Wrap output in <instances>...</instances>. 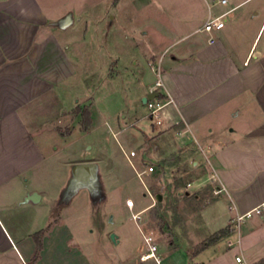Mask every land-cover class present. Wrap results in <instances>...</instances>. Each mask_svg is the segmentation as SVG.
Listing matches in <instances>:
<instances>
[{
    "label": "crops",
    "instance_id": "obj_1",
    "mask_svg": "<svg viewBox=\"0 0 264 264\" xmlns=\"http://www.w3.org/2000/svg\"><path fill=\"white\" fill-rule=\"evenodd\" d=\"M184 1L187 11L141 55L138 38L148 30L136 26L137 13L154 0H0V264H103L93 259L90 221L83 232L71 223L94 207L91 186L79 182L89 178L77 176L75 167L91 164L99 149L123 148L117 134L128 123L136 125L130 138L142 155L151 150L153 160L177 152L180 162H191L187 190L201 203L199 219L194 234L177 243L147 235L142 215L133 218L140 239L122 230L113 241L108 229L105 248L115 252L106 264L264 258V0ZM222 15L224 28L204 30L208 19ZM142 56L151 73L135 70ZM157 79L172 99L160 124L151 121L145 100ZM129 83L131 106L114 114L101 108L111 87ZM81 103L96 108L93 127L61 133V119ZM76 139L93 152H70ZM106 180L101 177L103 188ZM215 187L222 191L215 194ZM82 191L88 203L85 197L73 203ZM147 194V205L133 198L139 214L152 206ZM120 202L128 208L125 198ZM257 207L261 214L235 227L237 214ZM151 245L156 257L144 258Z\"/></svg>",
    "mask_w": 264,
    "mask_h": 264
},
{
    "label": "rangeland",
    "instance_id": "obj_2",
    "mask_svg": "<svg viewBox=\"0 0 264 264\" xmlns=\"http://www.w3.org/2000/svg\"><path fill=\"white\" fill-rule=\"evenodd\" d=\"M187 9L184 0H154L153 4L141 7L137 13L136 26L138 28L144 27L148 30V33L138 38L137 45L139 52H141L140 54L142 55L143 52L147 54L152 49V45L157 42L158 33L165 32L166 26L170 27L171 21L176 16H181ZM139 59L140 63L135 66V70L139 73H151V67L145 58L142 56ZM124 88L119 85L116 88L115 86L111 87L106 98L99 100L101 108L109 110L110 114H114L121 106H131L133 83L127 84ZM141 108L142 113L145 114L147 108L144 106H141ZM94 110L96 108H93L92 104H79L75 111H72L73 115L67 120L61 119L59 123L61 133L72 131L73 128H76L77 131L79 129L81 132L91 130L95 120ZM87 123L90 124L85 129ZM145 125L147 131L150 132V127L147 124ZM135 126L132 123L124 124L121 132L117 134L123 136L124 147L118 146L112 150L113 153L111 154H108L110 149H99L97 158L94 160L93 158L90 159V163L96 166L95 173L86 181H79L91 186V199L92 204H94L93 214H89L88 211L87 213H82L84 215L81 219L82 221L74 217L71 223L77 231L81 230L83 232L87 229L85 226L90 221V228L94 229L96 237V241L94 240L90 244L93 249L92 254L95 256H93V259L95 261L101 260L103 264H106V262L112 263L111 257L115 252V246H111L108 249L105 248V238L108 237V229L111 231L110 237L112 234L118 235L122 233V230L130 232L137 239L141 237L134 226L132 217L133 213H139L138 204H135L133 211H131L129 208L122 207L121 198H125V202L133 198L138 199L144 205H147L150 200L147 193L148 190L151 191L152 206L145 212L140 213V215L143 216V227L146 234L151 235L157 242L177 243L185 234H194L198 224V208L201 203L194 199V190H187L191 171L194 169L193 165L191 162H180V156L177 152L169 157L166 156L167 158L157 157L153 160L151 158V150L142 155L138 149L137 139L130 138L136 131ZM111 135L110 137L116 136L114 133ZM76 140L70 144V152H76L77 156H80V154L86 156L93 152L91 149H84L81 140ZM160 147L162 149L164 146ZM145 151L147 150L145 149ZM161 152L162 154H159H165L164 150ZM149 166H153L154 170L149 171ZM185 171H190V174L188 176L183 175ZM104 175L107 177L106 186L104 184L105 188H103L101 181V177ZM143 181L144 185L148 186L146 192ZM105 189L108 194L107 199L105 197ZM205 190L208 195H213L210 184L205 186ZM179 192H182L183 195L180 196ZM187 192L191 193L192 196H185ZM144 193L147 196H144ZM157 193L162 194L163 198L161 201H158ZM127 194H130L132 198L126 196ZM83 197L86 198V203H88L87 191H82L73 200V203L79 204ZM85 218L86 221L84 220ZM123 247H125L124 242L119 244V250ZM144 250L146 252L145 248Z\"/></svg>",
    "mask_w": 264,
    "mask_h": 264
},
{
    "label": "built area",
    "instance_id": "obj_3",
    "mask_svg": "<svg viewBox=\"0 0 264 264\" xmlns=\"http://www.w3.org/2000/svg\"><path fill=\"white\" fill-rule=\"evenodd\" d=\"M225 27V19L224 15L210 18L206 21L204 25V30L211 32L215 30H221L222 28ZM150 65L154 67V62H150ZM163 86V83L161 79H157L154 87L151 89V95H155L153 98L149 99L146 104L150 110V119L153 121L154 124H160L161 123V110L162 108L171 103L172 99L169 96H166L162 90L161 87ZM149 171H153L154 167L149 166L148 167ZM222 191L221 187H215L214 193L219 194ZM126 205L129 208V210L133 211L135 207V202L133 199H129L126 201ZM262 210L260 207H257L255 209H252L250 211H247L243 214H237L236 217L234 218V221L236 222L235 227H238L240 222L243 221L245 218H251L254 214H261ZM133 218L134 219H139L140 214L139 213H133ZM157 250L156 245H151L149 253H147L145 257H156L155 252ZM236 261L239 263H243V258L242 256H237Z\"/></svg>",
    "mask_w": 264,
    "mask_h": 264
},
{
    "label": "water",
    "instance_id": "obj_4",
    "mask_svg": "<svg viewBox=\"0 0 264 264\" xmlns=\"http://www.w3.org/2000/svg\"><path fill=\"white\" fill-rule=\"evenodd\" d=\"M155 95H150V96H148V97H146V102L149 100V99H151V98H153ZM96 166H95V164H93V163H91V164H84V165H77L76 167H75V174L77 175V176H80L81 178H90L94 173H95V168ZM162 198H163V196H162V194L161 193H159V194H157V199H158V201H161L162 200ZM111 238H112V240L113 241H116V238H117V235L116 234H112L111 235Z\"/></svg>",
    "mask_w": 264,
    "mask_h": 264
},
{
    "label": "trees",
    "instance_id": "obj_5",
    "mask_svg": "<svg viewBox=\"0 0 264 264\" xmlns=\"http://www.w3.org/2000/svg\"><path fill=\"white\" fill-rule=\"evenodd\" d=\"M89 124H90V123H89ZM89 124L87 123L85 129L88 128ZM158 194H159V193H158ZM225 234H226V231H224V230H223V231H220L219 233H217V234L214 235L213 240H217V239H219L220 237L224 236ZM255 264H264V258H263L262 260H260L259 262L255 263Z\"/></svg>",
    "mask_w": 264,
    "mask_h": 264
},
{
    "label": "bare ground",
    "instance_id": "obj_6",
    "mask_svg": "<svg viewBox=\"0 0 264 264\" xmlns=\"http://www.w3.org/2000/svg\"><path fill=\"white\" fill-rule=\"evenodd\" d=\"M145 258H149V257H145Z\"/></svg>",
    "mask_w": 264,
    "mask_h": 264
}]
</instances>
